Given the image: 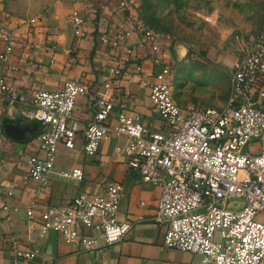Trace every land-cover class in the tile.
<instances>
[{
    "label": "built area",
    "instance_id": "built-area-1",
    "mask_svg": "<svg viewBox=\"0 0 264 264\" xmlns=\"http://www.w3.org/2000/svg\"><path fill=\"white\" fill-rule=\"evenodd\" d=\"M72 2L84 5L82 11L73 9L69 14L75 37L86 36L84 25L92 18L99 44L117 55L120 63L107 68L106 79L94 90L79 80L66 81L59 90L32 93L10 85L5 73L15 70L9 66L15 45L25 51L37 45L19 39L8 27L7 18L0 19V117L7 108L18 106L42 125L32 154L17 161L22 167L21 183L44 185L54 169L57 144L74 148L72 112L76 98L84 96L89 102V118L81 136L82 152L95 157L104 140L113 135L125 139L123 145L113 147L111 158L124 160L142 182L159 188L154 215L148 221L165 225L164 249L199 255L203 263L264 264V221L257 220L264 218V26L231 65L224 105L179 106L173 98L174 64L157 54L170 37L144 23L133 0ZM48 15L45 10L33 24ZM130 37L152 52V65L159 68L148 84L157 129L151 126V119L116 103L122 82L144 74L142 65L132 59L133 45L126 43ZM71 53L66 51L68 56ZM248 145L250 152L243 153ZM59 175L83 180L78 168ZM121 193V184L109 182L104 192H80L66 205L37 207L34 200L24 209L25 219L40 238L56 233L64 243L91 254L100 246L124 239L135 223L145 221L142 216L117 220ZM12 196L13 189L0 188L9 224L11 214L19 211L7 203ZM8 249L10 264L53 262L37 245H22L15 232L8 236Z\"/></svg>",
    "mask_w": 264,
    "mask_h": 264
},
{
    "label": "crops",
    "instance_id": "crops-1",
    "mask_svg": "<svg viewBox=\"0 0 264 264\" xmlns=\"http://www.w3.org/2000/svg\"><path fill=\"white\" fill-rule=\"evenodd\" d=\"M90 5L87 4V7ZM83 7V4H75L72 0H0V19L7 18L8 27L19 39L37 45L31 51L23 50L20 44L15 45L9 60V66L15 70L5 73L10 85L28 93L59 90L69 80H79L89 90L99 87L107 77V68L120 63L117 55L108 53L99 44L92 18L85 22L86 36L75 37L69 14L73 9L82 11ZM109 8L113 10L112 5ZM45 10L49 12L47 19L33 24ZM126 43L133 45L135 52L132 59L142 65L144 74L122 82V90L116 93V103H123L126 109L151 119V126L157 129L159 123L150 111L148 84L153 81L152 72L156 73L159 68L153 67L152 52L141 47L136 37L128 38ZM161 45L163 47L157 54L173 62L175 55L170 43L163 42ZM67 50H71L70 56L66 55ZM88 110L86 97H77L71 120L76 135L74 148L68 149L62 143L57 144L53 172L42 186L34 182L21 183L22 167L16 165L17 161L32 154L38 137L33 135L32 127L25 128L20 122V115H27V110L13 106L1 115L0 188L13 189V196L7 203L19 211L11 214L12 223L9 224L5 220L0 200V264L11 262L8 249L11 232L19 235L25 247L37 245L53 259L51 264H214L203 263L199 255L162 247L165 225L156 226L148 221L154 215L159 188L142 182L138 175L128 169L124 160L111 158L113 147L125 143L123 137L113 135L104 140L95 157L84 155L81 136L89 118ZM72 168L82 170L81 182L59 175V172ZM109 182L122 185L117 220L124 221L137 216L145 219L135 223L129 234L117 243L100 246L89 254L80 251L75 245L64 243L56 233L50 232L40 238L38 232L26 222L24 209L34 200L37 207L66 205L80 192H104ZM38 190L39 193H36ZM141 202H144V206H140ZM98 245H102L101 240H98Z\"/></svg>",
    "mask_w": 264,
    "mask_h": 264
},
{
    "label": "rangeland",
    "instance_id": "rangeland-1",
    "mask_svg": "<svg viewBox=\"0 0 264 264\" xmlns=\"http://www.w3.org/2000/svg\"><path fill=\"white\" fill-rule=\"evenodd\" d=\"M134 1L140 19L170 37L175 55V102L179 106L224 105L231 65L264 26V0ZM250 150L248 145L242 152ZM257 220L263 222L264 218Z\"/></svg>",
    "mask_w": 264,
    "mask_h": 264
},
{
    "label": "water",
    "instance_id": "water-1",
    "mask_svg": "<svg viewBox=\"0 0 264 264\" xmlns=\"http://www.w3.org/2000/svg\"><path fill=\"white\" fill-rule=\"evenodd\" d=\"M20 122L25 128H28V126L32 127L34 130V136L39 135L42 131L41 122L35 119H31L27 115H20ZM8 135L12 137L11 134Z\"/></svg>",
    "mask_w": 264,
    "mask_h": 264
}]
</instances>
